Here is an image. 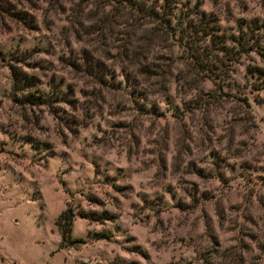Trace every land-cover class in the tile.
<instances>
[{
	"label": "rangeland",
	"instance_id": "obj_1",
	"mask_svg": "<svg viewBox=\"0 0 264 264\" xmlns=\"http://www.w3.org/2000/svg\"><path fill=\"white\" fill-rule=\"evenodd\" d=\"M175 1L0 0V264H264V0Z\"/></svg>",
	"mask_w": 264,
	"mask_h": 264
},
{
	"label": "trees",
	"instance_id": "obj_2",
	"mask_svg": "<svg viewBox=\"0 0 264 264\" xmlns=\"http://www.w3.org/2000/svg\"><path fill=\"white\" fill-rule=\"evenodd\" d=\"M111 3H117L121 4L122 6L126 7L129 11H132L136 15L142 17L143 19H147L152 21L154 24H157L163 28L164 31H173L175 30L171 26V22L173 19L174 11L173 9L176 7L177 2L175 0H108ZM196 15V13H194ZM176 24V22H175ZM213 19L207 18L203 13L200 14V25L199 26H192L190 30L191 39H192V45L187 48H195L194 44L196 41V37H198L199 34H202L201 36L206 39L208 38L210 40L211 48L214 49L216 47L218 50L223 51L224 50V41H222V37L218 35V33H214L213 30ZM176 26V25H175ZM177 30V29H176ZM188 38V37H187ZM201 52V51H200ZM204 55L202 53H195L192 55V58H200V62L198 60L199 66H204V63L209 61L208 55L203 50ZM211 66V65H209ZM208 72L213 73L212 68H208ZM35 84L32 83L30 79L27 78V76L21 72H15L13 73V87L14 89L18 90H29L34 87ZM25 88V89H24ZM37 99H41L45 104L50 103L52 97L45 96V95H35L32 93V91H28L26 94V101L29 104H32ZM74 218V215L70 209H67L65 212H63L56 220V226L58 227V230L61 234L62 240H64L70 233H71V224L72 220ZM82 242L79 240L72 241V245L75 243Z\"/></svg>",
	"mask_w": 264,
	"mask_h": 264
}]
</instances>
